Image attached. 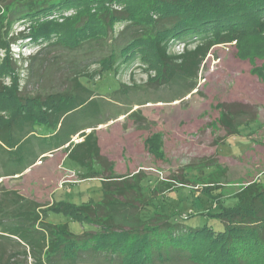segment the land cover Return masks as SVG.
I'll return each mask as SVG.
<instances>
[{"label":"trees","instance_id":"1","mask_svg":"<svg viewBox=\"0 0 264 264\" xmlns=\"http://www.w3.org/2000/svg\"><path fill=\"white\" fill-rule=\"evenodd\" d=\"M107 3L122 8L113 11ZM17 4L5 24V13L0 15V80L14 78L10 89L0 84V179L22 174L38 160L45 161V154L68 144L67 158L78 167L104 162L93 133L65 130L68 117L96 101L93 91L82 85L81 73L73 70L74 87L69 90L24 98L18 88V64L26 63L34 71L37 56L55 48L88 50L85 55L98 52L86 62L90 67L94 60L104 71L139 58L157 67L162 79L158 82L183 78L192 93L197 88L192 80L213 47L234 42L240 47L264 29V0H17ZM72 13L76 15L67 18ZM9 21L29 27L24 39L37 45L34 57L13 59L11 46L18 40L10 37ZM117 24L123 27L115 35ZM194 39L201 42L193 50L168 54L173 43L186 46ZM251 72L264 81V66ZM224 107L220 104L217 122L234 129ZM3 113L10 119L3 122ZM38 127L52 136L45 137ZM79 133L83 140L73 143ZM142 176L143 170L124 176L109 170L101 177V200L80 206L60 202L44 209L34 202L21 203L15 192H9L8 197L17 198L13 204L0 200V264H30L29 258L31 264H264V180L247 182L229 206L220 184L211 182L214 189L201 193L218 205V211L184 219L176 211L160 210L156 189L149 187L152 180ZM51 215L64 221H49ZM198 216L204 220L189 223ZM4 239L23 246L22 254L8 252ZM18 257L24 261L17 263Z\"/></svg>","mask_w":264,"mask_h":264},{"label":"rangeland","instance_id":"2","mask_svg":"<svg viewBox=\"0 0 264 264\" xmlns=\"http://www.w3.org/2000/svg\"><path fill=\"white\" fill-rule=\"evenodd\" d=\"M18 6L17 0H0V15L5 13L3 24ZM106 6L113 11L122 8L117 3ZM122 27L115 25V35ZM28 34V26L12 24L10 37L18 40L11 46L13 59H28L37 54V45L24 39ZM200 42L194 39L186 46L173 43L168 54L193 50ZM57 49L61 48L47 49L37 56L33 62L35 73L26 63L18 64L19 92L27 98L69 90L74 87L73 70L81 73L82 85L93 91L96 101L68 117L65 130L85 129L81 133H93L104 162L81 168L63 151L51 152L33 170L28 168L12 178H1L0 200L13 204L17 197L8 194L15 192L21 203L34 202L44 209L60 202L80 206L101 200V177L109 170L121 176L143 170L146 180H152L149 187L156 189L160 210L176 211L185 219L206 210L218 211V205L201 193L214 189L211 182L215 186L220 184L223 200L229 206L234 202V194L247 182L264 180V81L251 72L254 68L261 71L264 66V29L240 47L237 42L213 47L192 80L197 87L192 93L183 78L158 82L162 79L157 67L139 58L104 71L94 60L90 67L86 62L98 52L85 55L88 50ZM12 77H4L0 84L10 89ZM220 104L232 117L234 129L217 122ZM9 113L2 114L3 122L10 119ZM81 133L73 137V143L83 140ZM93 174L95 177H91ZM199 218H191L189 223L204 220ZM48 220L59 222L64 218L51 215ZM3 245L8 252L22 254L24 250L9 239H4ZM23 261L17 258V263Z\"/></svg>","mask_w":264,"mask_h":264},{"label":"crops","instance_id":"3","mask_svg":"<svg viewBox=\"0 0 264 264\" xmlns=\"http://www.w3.org/2000/svg\"><path fill=\"white\" fill-rule=\"evenodd\" d=\"M38 131H42L43 133V135L45 136V137H49V136H52V134L50 133V132H48V131H46L44 128H36ZM69 145V144H68ZM68 145H65L64 147H61V148H58V149H54L53 151H51V152H53V153H51V152H49V153H51V154H54V153H56L57 151H63V153L65 154V156L66 157H68L67 156V147H68ZM49 153H47V154H45L44 156H47ZM43 156V157H44ZM41 160H38V162L34 165V166H32V167H30V169H32L33 170V168H35L36 166H38V165H42L43 164V161H42V163L40 164L39 162H40Z\"/></svg>","mask_w":264,"mask_h":264}]
</instances>
